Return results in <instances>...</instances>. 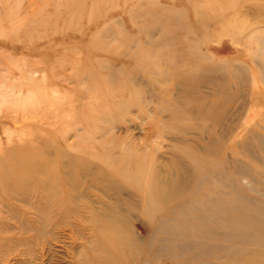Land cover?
I'll return each instance as SVG.
<instances>
[{
    "label": "rangeland",
    "instance_id": "1",
    "mask_svg": "<svg viewBox=\"0 0 264 264\" xmlns=\"http://www.w3.org/2000/svg\"><path fill=\"white\" fill-rule=\"evenodd\" d=\"M209 1L0 0V264H144L178 206L151 207V180L218 171L264 264V0ZM198 55L227 71L217 93Z\"/></svg>",
    "mask_w": 264,
    "mask_h": 264
},
{
    "label": "bare ground",
    "instance_id": "2",
    "mask_svg": "<svg viewBox=\"0 0 264 264\" xmlns=\"http://www.w3.org/2000/svg\"><path fill=\"white\" fill-rule=\"evenodd\" d=\"M213 1L209 2L214 3ZM260 31L263 32L258 35L259 37L256 36L259 53L255 59L261 69L260 79L264 82V29ZM211 61L208 55H198L195 62L204 63L203 70L192 72L195 78L192 76L189 78L193 81L198 80L203 87L206 84L213 85L216 87L214 93H217L227 71ZM240 70H235L233 78L243 85L246 79ZM161 83L163 84V81ZM192 86L195 87L197 84ZM199 88L201 87L198 86L196 90ZM221 117L223 116L219 118ZM193 166L197 167L195 169L200 168L198 164ZM220 174V171L214 174L204 173L207 179L201 183L198 182L191 191L184 185L178 186V182L169 185L167 182L163 184L157 180H151L149 186L145 188L151 207L159 206L167 209L171 198H178L175 201L178 202V206L170 209L173 214L171 217H164L159 222L158 233H165V237L159 242L161 245L165 242L167 244L163 246V249L159 247L151 251L148 255L149 260L144 264H152L151 262L160 261L163 258L172 261V264H250L251 257L261 254V252H250V246L259 245L257 244L259 240L254 238L259 226L252 222L255 218H245L250 217L248 215L250 213L247 211L248 208L239 204L240 201L237 200L236 187L230 182L234 175L227 179L230 191L226 192L222 189ZM170 186L173 192L168 189ZM115 232L117 231L114 230L111 234H116ZM157 236L153 238V242ZM119 237L124 247L130 245L131 240L128 235L120 233ZM182 249L187 250L188 253L182 252ZM129 255L133 256V253ZM127 262V259L123 262L111 254L104 264H127Z\"/></svg>",
    "mask_w": 264,
    "mask_h": 264
}]
</instances>
